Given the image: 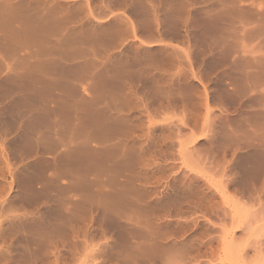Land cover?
<instances>
[{"label": "rangeland", "instance_id": "374dc122", "mask_svg": "<svg viewBox=\"0 0 264 264\" xmlns=\"http://www.w3.org/2000/svg\"><path fill=\"white\" fill-rule=\"evenodd\" d=\"M0 264H264V0H0Z\"/></svg>", "mask_w": 264, "mask_h": 264}, {"label": "crops", "instance_id": "0c3cea01", "mask_svg": "<svg viewBox=\"0 0 264 264\" xmlns=\"http://www.w3.org/2000/svg\"><path fill=\"white\" fill-rule=\"evenodd\" d=\"M28 129L25 132L24 136H29L30 138L38 136V112L35 110V114H33V109H30L29 116L27 117ZM37 141V139H36Z\"/></svg>", "mask_w": 264, "mask_h": 264}]
</instances>
